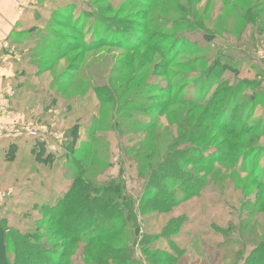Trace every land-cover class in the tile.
Segmentation results:
<instances>
[{
	"label": "rangeland",
	"instance_id": "374dc122",
	"mask_svg": "<svg viewBox=\"0 0 264 264\" xmlns=\"http://www.w3.org/2000/svg\"><path fill=\"white\" fill-rule=\"evenodd\" d=\"M44 6L5 51L17 55L23 92L30 94L26 127L50 128L57 141L50 150L60 159L53 170L25 162L29 173L0 189L1 233L42 238L56 229L49 216H63L70 202L61 229L84 222L86 181L97 188L123 184L139 199L147 184L125 151L145 139L139 131L151 114L165 112L156 126L165 140L176 134L173 120L189 117L183 100L206 96L210 110L196 116L209 124L211 116L233 112L228 131L214 127L202 143L182 142L177 150L193 158L225 153L228 164L216 165L203 197L187 202L194 214L181 239L160 246L141 241L144 232L161 234L164 222L140 217V240L127 253L136 264H252L249 256L261 262L254 250L264 243V135H238L236 123L241 118L244 130L264 124V94L257 95L264 90V0H49ZM253 168L257 180L249 178ZM35 243L56 255L76 252L70 264L89 261L83 243L71 249L49 235ZM174 244L176 258L169 256Z\"/></svg>",
	"mask_w": 264,
	"mask_h": 264
},
{
	"label": "trees",
	"instance_id": "16d2710c",
	"mask_svg": "<svg viewBox=\"0 0 264 264\" xmlns=\"http://www.w3.org/2000/svg\"><path fill=\"white\" fill-rule=\"evenodd\" d=\"M133 51H137V49ZM210 72L211 69H208L205 75L207 79L210 77ZM23 89L26 90L25 85H23ZM261 94H264V90L259 91L257 95L260 96ZM177 99L178 95L176 94L172 100L176 101ZM210 100L206 96L204 98L191 97L189 100H183L182 104L185 102L184 105H187V108H185L186 116L189 117L178 123L173 120L171 127H176V134L171 133L165 140H161L156 136V126L160 121L159 116L164 115L165 112H159L155 116L151 114L149 124L146 125L145 123L142 130L139 131L144 133L145 139L140 141L131 153H129V150L125 151L126 155L135 163L137 177L144 179L147 184L145 192L139 199L129 196L123 184L97 188L90 181H86L85 206L81 211V213L85 212L84 222H80L73 228L68 226V230L66 228L65 232L61 229L64 223L62 217L65 216L66 218V214L72 209L73 204L70 202L66 204L67 210L66 208L62 210L64 211L63 216L61 214L60 217L57 215L49 216V221L56 226V229L45 233L42 238L33 237L30 233H14L15 231L11 232V230L10 235L5 237L0 229V264H70L69 261L73 260L76 252L61 251L56 255L51 253L49 248L47 249L42 245L36 246L35 241L41 240L47 235L52 238L61 236L66 246H70L71 249L80 243L85 244L86 249L83 255L89 260L86 264H136V260L132 257V251L134 250L132 247L135 246L138 239L140 240L141 231H143L139 224L140 217L145 218L146 222H151L153 217L162 218V222H164L161 234L152 231L144 232L141 241L146 242L153 239L156 242L159 241L157 245L160 246L165 243L166 239L169 240L170 245L173 240L181 239L184 234L182 232L184 226L191 223L188 221L191 218L190 216L194 214V209L189 207L187 202L193 199L195 201L200 200L209 184V172L216 165L228 164L230 160V156L225 153L206 154L208 152H202L199 157L193 158V155L185 156L184 153L177 150V146L182 142L193 143L196 141V143H202L204 135L207 136L214 127H218L224 132L228 131L233 112H226L224 118L218 116L216 119L211 116V123L209 124L207 118L196 116L200 109L209 112ZM148 111L149 108L147 107L146 112ZM129 112L130 110L126 114ZM169 117L171 116L168 115V120ZM171 127L169 125L168 130ZM236 127H238V135H264V124L244 130L240 118L236 123ZM50 134L51 132L45 138H32L30 155L38 166L53 170L60 158L49 148L46 139L50 138L48 137ZM196 135H199V138H194ZM64 137L67 141L71 139L69 134H64ZM54 143L57 145L56 140H54ZM17 151V146L11 145L6 153L5 161L14 163L17 158ZM185 152L193 151L187 150ZM199 165H204L201 168H205L193 167ZM187 166H191V170H188ZM237 166L239 164L236 163ZM242 170H245V168L242 167L239 171L242 172ZM254 171L255 168L250 171L249 178L257 180ZM260 185L264 187V181H261ZM91 194H94L96 198H90ZM262 194L264 195V192ZM12 234H15V238L11 237ZM168 234L173 235V238H168ZM127 247L132 251L127 253ZM172 249L174 250L172 255L166 253L172 258H176L175 252H179V248L174 244ZM256 252L262 255V261H251L249 256V258H245L246 263L264 264V243L257 250H254V254Z\"/></svg>",
	"mask_w": 264,
	"mask_h": 264
},
{
	"label": "crops",
	"instance_id": "0c3cea01",
	"mask_svg": "<svg viewBox=\"0 0 264 264\" xmlns=\"http://www.w3.org/2000/svg\"><path fill=\"white\" fill-rule=\"evenodd\" d=\"M47 2L49 0H0V96L9 99L8 108L0 110V189L3 190L14 187L29 173L25 162H30L29 166L32 168L40 167L30 155L33 140L26 132V126L32 124L26 117L30 94L23 92L25 80L23 73L19 71L20 61L14 62L17 55L7 53L5 48L12 40L14 32L21 25L32 21L31 17L43 5L47 8ZM8 109L11 114H7ZM54 125L56 126L57 122L52 124ZM48 137L50 138L46 140L49 148L54 149L57 146L54 143V133L51 132ZM11 145L18 148L14 163L5 161Z\"/></svg>",
	"mask_w": 264,
	"mask_h": 264
},
{
	"label": "built area",
	"instance_id": "2783aa9c",
	"mask_svg": "<svg viewBox=\"0 0 264 264\" xmlns=\"http://www.w3.org/2000/svg\"><path fill=\"white\" fill-rule=\"evenodd\" d=\"M9 99L3 98L0 96V110L2 108H8ZM7 114H11L10 110H7ZM27 134L32 137H43L45 138L47 134H49V128L46 125H38V126H29L27 129Z\"/></svg>",
	"mask_w": 264,
	"mask_h": 264
}]
</instances>
